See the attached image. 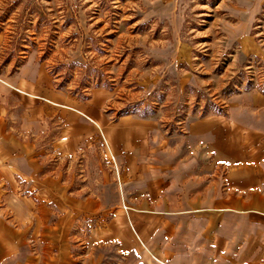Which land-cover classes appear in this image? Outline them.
Returning <instances> with one entry per match:
<instances>
[{"label":"crops","instance_id":"1","mask_svg":"<svg viewBox=\"0 0 264 264\" xmlns=\"http://www.w3.org/2000/svg\"><path fill=\"white\" fill-rule=\"evenodd\" d=\"M217 7L238 51L260 54L264 0ZM110 100L58 88L36 58L0 74V264H264V92L179 133ZM96 143L109 172L84 195L51 162Z\"/></svg>","mask_w":264,"mask_h":264},{"label":"rangeland","instance_id":"2","mask_svg":"<svg viewBox=\"0 0 264 264\" xmlns=\"http://www.w3.org/2000/svg\"><path fill=\"white\" fill-rule=\"evenodd\" d=\"M221 1L170 10L153 0H0V74L36 58L67 93L86 99L103 88L116 116L179 133L239 93L264 92V36H255L260 54H241L222 30ZM109 163L97 143L51 162L84 195L104 183Z\"/></svg>","mask_w":264,"mask_h":264}]
</instances>
